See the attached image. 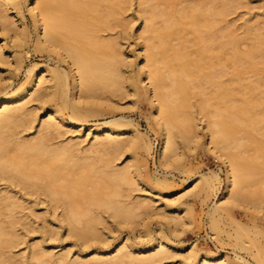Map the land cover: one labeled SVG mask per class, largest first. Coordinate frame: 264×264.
<instances>
[{"label":"bare ground","instance_id":"obj_1","mask_svg":"<svg viewBox=\"0 0 264 264\" xmlns=\"http://www.w3.org/2000/svg\"><path fill=\"white\" fill-rule=\"evenodd\" d=\"M152 1H140L141 9L150 23L139 34V38H142L141 48L145 52V61L139 75L126 74L121 70V64H126L128 68L131 63L119 51V41L101 34L102 30H110L116 24L124 23L120 14L127 0H32L29 12L37 33V48L49 52V55L55 53L60 61L70 63V71L63 70L59 62L53 68L48 65H31L26 70V80L17 87L12 83L0 84V180L6 186L8 181H16L28 193H38L44 199L56 203V206L58 204L62 208L64 222L70 226V234L78 235L85 244L102 238L96 225L104 220L101 212L90 215L95 208L102 207L123 220H131L140 215V208L149 210L150 204L147 201L123 200L125 194L122 185L133 183V176H140L139 168L135 163L121 168L112 163L119 153L125 151L123 147L126 142L133 147L142 142L146 154L150 153L152 145L144 134L130 126L133 124L131 120L125 123L122 119L110 120L103 126L95 127V138L84 147L81 144L86 140L70 138L64 143L53 139L56 134L57 137L61 134L66 122L72 125L95 115L97 110L94 107L103 104V100H109V95L116 94L124 85L135 95L143 91L151 102L152 117L161 136V161L169 166L183 155L178 137H182L193 150L200 146L199 133L195 131L190 134L194 124L190 123L191 119L185 115L187 113L184 114L186 120L182 119V113L186 112L187 107H183L182 111L181 106L187 105L182 103L187 96L186 90H194L191 84L197 77L216 82L209 91L206 86H203V90L193 91L198 94L202 111L208 115V150L221 158L226 166L225 191L208 211L212 232L216 234L219 231L220 220L225 217L224 211L227 213L228 205L240 206L250 196L256 195L255 192L247 193L245 184L247 172L257 166L260 158L264 162V101L260 100H264V76H257L255 80L249 77L247 82L240 77L232 80L234 74L225 67L228 65L227 58L254 67L264 66V39L261 40L260 35H257L254 46L246 52H240L238 41L228 32L229 27L218 25L219 21L224 20V13L230 9L222 0L182 6L173 16L160 7L162 2L159 4ZM215 1L220 3L216 4ZM20 4L21 0H0V19L4 22L9 20L10 7L22 25L15 32L14 44L27 43ZM11 23L16 24V21ZM180 23L192 26L198 32V37L189 35ZM212 44L219 49V55L209 53L206 46ZM226 44H230V47ZM5 49L15 54L14 48L8 47L4 41L0 45V58H3ZM15 67L18 70L22 67L21 59H17ZM203 69H208V72ZM165 80L176 83L165 85ZM187 80L192 83L188 84ZM196 81L201 85L198 79L193 84ZM231 83L236 86L241 84V88L247 85L245 87L250 86V89H254L251 88L255 86L254 83L261 84L262 87L258 85L261 89L257 90L263 95L260 97L256 92V95L248 94L250 89H244L245 93L238 90V94H242L238 96L234 94L236 87ZM171 85L173 88H169ZM176 94L182 95L177 97ZM33 100L38 102L40 108L46 106L48 117L41 121L38 135L26 139L21 131L31 127L38 115L28 109V104ZM112 107L117 108L115 105ZM249 129L262 138L250 133L247 137H236L237 131L249 132ZM122 135H127V138L121 139ZM245 139L249 144H254L258 152L244 156L242 151L247 149L240 148L248 147ZM109 155L112 158L105 157ZM93 172L101 174L104 177L102 180L106 178L108 185H103L107 190L101 185L103 181L91 184L90 189L89 175L91 177ZM202 178L207 189L215 190V183L219 179L216 173L203 175ZM165 181L167 178L162 180L156 177L155 182ZM22 207L19 197L11 194L10 190H0V264H13V249L24 239L18 231ZM176 212L171 218L177 225L187 216L185 213L181 215L179 208ZM76 224H82V229L76 230ZM51 230L57 234V231ZM167 244L168 241L162 238L156 244L158 249L153 247V253L137 257L125 240L109 256L94 248L93 255L88 258L78 253L75 259H71L68 254L47 253L42 249V242H39L32 245L29 255L26 253L22 257L29 264H154L162 259ZM251 255L264 264L263 248L257 247ZM190 258V264H242L227 255L218 256L209 252L202 256L193 254Z\"/></svg>","mask_w":264,"mask_h":264},{"label":"rangeland","instance_id":"obj_2","mask_svg":"<svg viewBox=\"0 0 264 264\" xmlns=\"http://www.w3.org/2000/svg\"><path fill=\"white\" fill-rule=\"evenodd\" d=\"M140 1L127 0L120 14V18L123 19L125 24H116L112 27L113 29H110L112 32L107 29L101 32L106 38H116L119 41L117 45L119 51L131 63L128 68H126L127 65L124 63L120 65V68L126 74L132 75H139L140 68L144 64L145 52L141 48L142 38H139V34L144 32L150 23L148 19L146 20L148 17L142 11ZM207 1L209 0H153L152 3L160 4L162 2L160 7L166 9L173 16L176 10L182 6L203 4ZM219 1H223L225 5L227 4V8L229 5L230 9L226 10L227 12L223 15L224 20L219 21L218 25L220 27H229L228 32L238 41L237 48L240 52L250 50L257 41V35H260L261 40L264 39V0H225L228 3H225L224 0ZM219 3L216 2V4ZM30 4H32V0L29 2L21 0L20 4L21 12L24 15L27 43H13L15 32L22 25L17 21V17L10 7V11H8L9 22H4L0 19V45L5 41L8 47L10 46L15 50V54L12 55L5 49L3 58H0V84L12 83L14 87H17L26 80V70L31 65L38 67L48 65L53 68L59 62L63 70L66 72L70 71V63L60 61L55 53H50L49 55V52L40 51L37 48V33L29 12ZM10 21H16V24H12ZM180 25L189 35L198 37V32L192 26L187 23H180ZM3 26L6 28L3 29ZM223 41H225V38H223ZM262 45L264 46V44ZM226 46L230 47V44H226ZM206 48L211 55H219V49L214 44L208 45ZM17 59H21L22 67L19 70L15 67ZM227 63L228 65L225 69L227 68V71L234 74L231 78L232 80L240 77L246 78L242 80L247 82L249 77L255 80L257 76H264V66L254 67L249 63L241 64L229 58H227ZM203 70L208 72V69ZM226 77H230V75ZM199 78H195V80H200L201 85L197 84V81L195 82L199 88L193 84L195 80L192 78L194 81L192 80L193 83H190L193 84L191 86L194 90L189 88L186 90L190 93H186L187 96L185 95L186 97L182 103H187V105L181 106V109L189 106V110L186 109L187 107L185 108L186 112L182 109V114L187 113L185 115L191 119L190 123L194 124L190 134L192 135L195 131L199 133L200 146L193 150L191 145L182 137H178L179 142H181L183 155L172 165L168 166L161 161V136L152 117L151 102L143 91H140L141 94L140 92L136 95L132 94L128 87H125L124 82L121 90L116 91V94L111 93L109 100H103V104L94 107L97 110L95 115L82 119L80 122H75L72 125L66 122L67 124L63 131L61 129V134H58V137L56 134L53 139L55 142L62 141L66 143L70 138L76 141L86 140L81 144L84 147L87 142H91L95 138L96 133L93 130L95 127L103 126L104 123L110 120L122 119L125 123L131 120L133 124L130 126L137 128L151 142L152 148L149 154L145 153L142 142L135 147L128 145L126 142L127 145L125 144L123 147V151H125L119 153L120 156L115 157L112 163V165H116L113 166L118 168L135 163L139 168L140 176H133V183L122 185V192L125 194L123 200L138 199L147 201L150 204L149 210L140 208L138 210L141 212L140 215L131 220H123L102 207L95 208L90 215L101 212L100 214H102L104 219L96 224L98 227L97 232L102 235L99 240L85 244L78 235L70 234V226L64 222L62 208L58 207V204L56 206V203L47 198L44 199L38 193H28L16 181H8V186H6L0 180V190H10L11 194L19 197V200L23 203L18 231L24 236V239L13 249L15 259L13 258L12 263L29 264L22 255L26 253L29 255L32 245L39 242H42V249L47 253H53L54 255L68 254L70 255L69 258L75 259L78 253L83 258L92 256L94 248L98 251H103L105 256H109V253L120 242L126 240L128 248L133 249L135 256L145 257L153 253L155 251L154 248L158 249L156 244L164 238L168 241L165 254L162 255V259L154 264H190L191 255L199 254L202 256L206 252L217 254L218 256L227 255L232 260L239 261L242 264H262L251 255L257 247L264 249V162H261L262 158L259 159L255 168L247 172L246 176L245 190L249 194L255 192L256 195L254 197L250 196L249 200L242 202L240 206L228 205L227 213L224 211L225 217L220 220L219 231L214 234L211 230L208 211L214 202L219 201L225 191L226 166L221 158L208 150L210 145L206 121L208 120V115L201 109L198 94L193 92L195 90H203V86H206L205 88L209 91V89L214 88L213 85L216 82L214 84L211 83L212 80L208 82V78H206L208 79L206 81L205 78ZM188 81L190 80H187V83ZM172 82L170 80L171 84ZM168 83L166 82L165 85ZM174 83L176 82H173V85ZM207 83H209L208 86ZM233 83L235 82L233 81ZM173 85L168 87L173 88ZM231 85L237 88V90H235L236 88L234 89V94L238 96L242 95L240 91V94H238V90L245 93L247 89H250V86L245 87L247 85L243 86V88H241V84L236 86V84L231 83ZM254 85L257 87L252 86L251 88L254 89L248 90L250 92L248 94L256 95L254 94L255 92L257 94L260 92L257 88L261 89L258 87L261 84L256 85L254 83ZM244 89L246 91H243ZM258 95L261 97L263 94L259 93ZM75 97L78 99V93L75 94ZM186 98L187 100L185 101ZM260 100L264 101L262 98ZM114 105L117 106L116 109L112 107ZM45 108L46 106L40 108L35 100L28 104V109L34 113L37 112L36 114L38 115L37 120L32 123L31 127L24 129V131L22 130L23 132L21 131L23 134L21 135L24 138L28 139V137L36 136L41 121L48 117ZM180 114L179 116L182 118L183 116ZM67 115L68 113L65 116ZM185 115L182 118L183 120H186ZM68 121L70 120L68 119ZM196 122L197 125H195ZM79 123H81L80 126H77ZM90 129L92 130L90 131ZM248 133L261 137L255 131H250V129L249 132L244 130L237 131L235 135L236 137H247L250 136ZM120 138L125 139L127 135H122ZM245 141L249 144L248 140L245 139ZM244 148L247 149L245 152L242 151L244 156L258 152L256 146L252 143L248 147L240 148V150H244ZM110 156L105 157L108 158ZM95 173L93 172L91 177L89 175V179H91V181L88 180L90 181V184H88L90 189L92 187L91 184L95 183L94 185H96L102 181V187L108 185L106 178L102 180L103 176L101 177V174ZM212 173H216L219 177L215 183V190L207 189L205 180L202 178L203 175L210 176ZM156 177H160L162 180L167 178V181L156 183ZM104 183L106 184L103 185ZM103 189L107 190L108 188L105 186ZM177 208H179L181 215L185 213L187 218L180 220L176 225L171 216L177 213ZM82 227V224L75 225L76 230H80ZM51 229L57 231V234H53ZM243 246H246V248Z\"/></svg>","mask_w":264,"mask_h":264}]
</instances>
